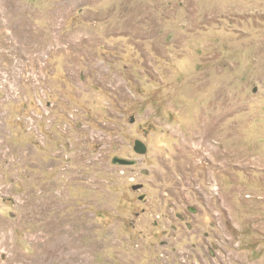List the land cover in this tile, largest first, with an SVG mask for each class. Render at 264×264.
Instances as JSON below:
<instances>
[{"label":"rangeland","instance_id":"1","mask_svg":"<svg viewBox=\"0 0 264 264\" xmlns=\"http://www.w3.org/2000/svg\"><path fill=\"white\" fill-rule=\"evenodd\" d=\"M0 264H264V0H0Z\"/></svg>","mask_w":264,"mask_h":264},{"label":"water","instance_id":"2","mask_svg":"<svg viewBox=\"0 0 264 264\" xmlns=\"http://www.w3.org/2000/svg\"><path fill=\"white\" fill-rule=\"evenodd\" d=\"M134 150L138 153H143L144 152V147L140 144V143H135L134 146ZM114 164H118V165H128L129 162L120 158H114L112 161ZM142 188V185H134L132 186V190H139ZM140 199H142V197H140Z\"/></svg>","mask_w":264,"mask_h":264}]
</instances>
